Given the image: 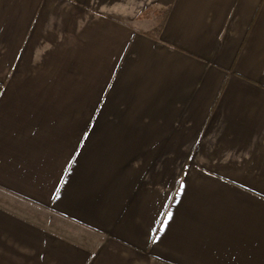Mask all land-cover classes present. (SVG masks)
Instances as JSON below:
<instances>
[{
	"label": "crops",
	"instance_id": "crops-1",
	"mask_svg": "<svg viewBox=\"0 0 264 264\" xmlns=\"http://www.w3.org/2000/svg\"><path fill=\"white\" fill-rule=\"evenodd\" d=\"M0 264H264V0H0Z\"/></svg>",
	"mask_w": 264,
	"mask_h": 264
},
{
	"label": "trees",
	"instance_id": "trees-1",
	"mask_svg": "<svg viewBox=\"0 0 264 264\" xmlns=\"http://www.w3.org/2000/svg\"><path fill=\"white\" fill-rule=\"evenodd\" d=\"M166 14H167V10H165L163 12V15L161 18H158V21H157V24L154 28V33H152V37L156 38V34L160 31L162 25H163V22L165 20V17H166Z\"/></svg>",
	"mask_w": 264,
	"mask_h": 264
},
{
	"label": "snow or ice",
	"instance_id": "snow-or-ice-1",
	"mask_svg": "<svg viewBox=\"0 0 264 264\" xmlns=\"http://www.w3.org/2000/svg\"><path fill=\"white\" fill-rule=\"evenodd\" d=\"M183 187V185H181ZM171 218V213L168 214V219ZM165 225L167 224V219L163 222ZM161 231H163V228H161Z\"/></svg>",
	"mask_w": 264,
	"mask_h": 264
}]
</instances>
